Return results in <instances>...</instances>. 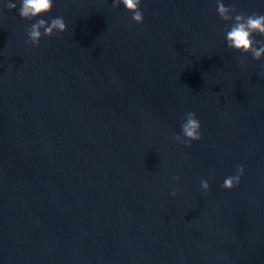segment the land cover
<instances>
[{"label": "water", "instance_id": "95a60500", "mask_svg": "<svg viewBox=\"0 0 264 264\" xmlns=\"http://www.w3.org/2000/svg\"><path fill=\"white\" fill-rule=\"evenodd\" d=\"M11 2L0 264H264V59L228 49L216 0H144L141 25L113 0H53L41 18L67 31L39 48ZM223 2L264 14V0ZM187 112L190 148L173 139Z\"/></svg>", "mask_w": 264, "mask_h": 264}, {"label": "clouds", "instance_id": "9594fccd", "mask_svg": "<svg viewBox=\"0 0 264 264\" xmlns=\"http://www.w3.org/2000/svg\"><path fill=\"white\" fill-rule=\"evenodd\" d=\"M20 7L18 14L21 19L26 21H35L28 28V40L26 43L31 44L35 48L40 47V41L53 35H62L67 31L65 20L62 16H57L46 21L41 18L47 16L54 7L53 0H18ZM144 0H113V7L118 8L123 5L127 12L131 14V20L136 25L144 23V12L140 5ZM0 7H6L8 11H15L17 3L11 0H5ZM216 13L219 18L230 25L226 30V44L228 49L240 53L241 56L251 55L255 61L264 59V14L252 13L245 14L238 11L234 4L225 6L223 0H216ZM261 37L257 40L255 37ZM241 66H244V61L241 59ZM173 139L187 148L192 146L193 142H200L201 123L195 112H187L184 114L181 123V134L173 136ZM245 174L243 165H238L235 175L228 176L224 179L222 187L225 190H233L241 183V177ZM210 177L209 179H211ZM177 176L176 180L179 181ZM201 188L204 192L210 190V185L207 180L200 181ZM171 196L175 198L177 192H171Z\"/></svg>", "mask_w": 264, "mask_h": 264}]
</instances>
